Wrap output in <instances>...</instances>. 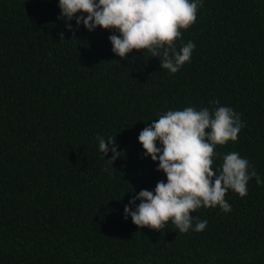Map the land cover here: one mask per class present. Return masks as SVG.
Masks as SVG:
<instances>
[{
	"label": "trees",
	"instance_id": "1",
	"mask_svg": "<svg viewBox=\"0 0 264 264\" xmlns=\"http://www.w3.org/2000/svg\"><path fill=\"white\" fill-rule=\"evenodd\" d=\"M60 15L59 0H0V264H264L254 178L244 198L228 190L231 212L192 213L203 232L124 218L135 194L167 182L138 136L169 110L231 107L245 127L215 151L238 152L264 180V0H203L177 41L195 44L191 60L175 74L147 50L118 57L117 31L75 18L68 31ZM97 136L124 153L113 165Z\"/></svg>",
	"mask_w": 264,
	"mask_h": 264
},
{
	"label": "clouds",
	"instance_id": "2",
	"mask_svg": "<svg viewBox=\"0 0 264 264\" xmlns=\"http://www.w3.org/2000/svg\"><path fill=\"white\" fill-rule=\"evenodd\" d=\"M202 4L203 0H59L58 19H64L68 31L73 30V18L77 28L82 23L89 32L97 27L115 30L119 35L113 34L109 40L118 57L127 60L133 50H147L152 57L160 58V68L175 74L190 62L195 49V44L188 41L178 50L177 41L182 39V30L196 23ZM59 35L64 41L63 33ZM244 127L240 115L224 106L214 111L193 107L169 110L153 120L139 133L138 141L144 156L158 161L157 171L166 175L167 182H158L154 192L145 189L135 194L124 207V218L131 216L138 228L159 232L171 221L180 233H187L190 229L205 230L207 220H197L193 226L192 213L202 207L219 206L223 212H231L225 199L229 189L244 198L251 179L257 185L264 184L255 168L238 152L215 151L218 145L236 142ZM96 139L104 157L111 151V165L124 154L117 150L115 137ZM158 141L162 147L157 146ZM218 156L222 164L214 168Z\"/></svg>",
	"mask_w": 264,
	"mask_h": 264
}]
</instances>
